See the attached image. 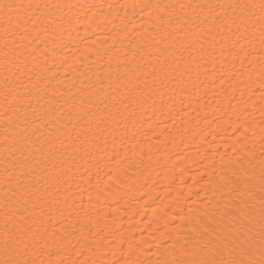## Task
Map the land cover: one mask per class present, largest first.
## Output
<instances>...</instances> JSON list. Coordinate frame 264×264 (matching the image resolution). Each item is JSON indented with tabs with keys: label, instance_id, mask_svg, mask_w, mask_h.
I'll return each mask as SVG.
<instances>
[{
	"label": "bare ground",
	"instance_id": "1",
	"mask_svg": "<svg viewBox=\"0 0 264 264\" xmlns=\"http://www.w3.org/2000/svg\"><path fill=\"white\" fill-rule=\"evenodd\" d=\"M11 2L40 8L0 17V259L27 226L45 261L172 264L216 232L259 260L264 0Z\"/></svg>",
	"mask_w": 264,
	"mask_h": 264
},
{
	"label": "snow or ice",
	"instance_id": "2",
	"mask_svg": "<svg viewBox=\"0 0 264 264\" xmlns=\"http://www.w3.org/2000/svg\"><path fill=\"white\" fill-rule=\"evenodd\" d=\"M184 6L181 5V8ZM188 7L196 8L201 7L200 5H188ZM207 7L212 8V5H208ZM223 7V6H220ZM229 7H241V8H251L255 7L253 5H230ZM261 14L264 16V3H261L259 5ZM40 5H23L19 3L11 2V0H0V17H2L3 21H6L5 23V30L7 31L9 27H11L13 30L19 29L24 27V24L28 22V20L31 19V12L33 10H39ZM27 17V19H26ZM218 19V18H217ZM159 42H157L158 44ZM159 56L156 57L157 64H160V71L165 73V76L167 75V70L165 68V65L161 63V57H164L165 60H167V49H159ZM171 63H177L175 60L168 62V67L171 66ZM153 74H156V70L153 69ZM262 181H264V176L261 177ZM261 201V218L260 223L262 225L261 231L264 233V193H262L260 197ZM237 211H239V208H237ZM215 218H213L214 220ZM7 224V222H6ZM212 227V222H209L208 225L205 227V229L202 231L201 236L202 237H208L209 232L208 228ZM228 228H232L233 226L231 224L227 225ZM28 229L27 226H25V229L21 231L20 235H14V238L9 237L8 233H5V240H4V248H3V259H0V264H76V261L68 260L66 258H63L60 253H45L49 257L47 261L40 258H31L29 256V245L27 243L29 237L27 235ZM244 233H241V236H243ZM221 234L219 232L215 233V239H209L207 243L201 245L199 241L193 247H199L200 252L197 253L192 259L180 261V262H172V264H264V245H261V252H260V259L256 260L254 258L249 259H231L228 260L226 258H223L222 256H219L221 250H227L229 246H231L233 249L237 247V245L233 242L232 239H229L228 237H224L223 239L220 238ZM33 242V248L36 246V234H33L31 237ZM195 239V238H194ZM227 241V243H225ZM216 249V255L212 254V249ZM37 253L43 252V249H36ZM249 251V255L251 256V250ZM205 253H208L207 256H204ZM231 254V253H230ZM52 255L60 256L61 258L57 260H52L50 257ZM204 258H201V257ZM219 257V258H218ZM81 264H84V262H81ZM95 264V262H93ZM165 264H168V262H165Z\"/></svg>",
	"mask_w": 264,
	"mask_h": 264
}]
</instances>
